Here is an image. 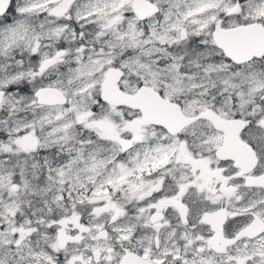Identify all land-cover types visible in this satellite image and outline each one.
Instances as JSON below:
<instances>
[{"label":"snow or ice","instance_id":"snow-or-ice-1","mask_svg":"<svg viewBox=\"0 0 264 264\" xmlns=\"http://www.w3.org/2000/svg\"><path fill=\"white\" fill-rule=\"evenodd\" d=\"M0 264H264V0H0Z\"/></svg>","mask_w":264,"mask_h":264}]
</instances>
